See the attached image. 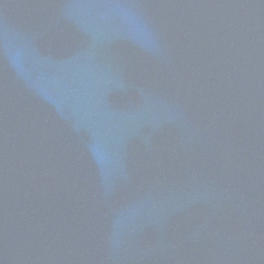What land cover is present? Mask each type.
<instances>
[{
	"label": "water",
	"instance_id": "water-1",
	"mask_svg": "<svg viewBox=\"0 0 264 264\" xmlns=\"http://www.w3.org/2000/svg\"><path fill=\"white\" fill-rule=\"evenodd\" d=\"M0 264H264V0H0Z\"/></svg>",
	"mask_w": 264,
	"mask_h": 264
}]
</instances>
